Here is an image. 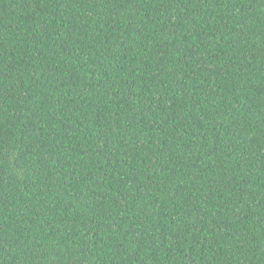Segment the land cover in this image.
Masks as SVG:
<instances>
[{"label":"trees","instance_id":"obj_1","mask_svg":"<svg viewBox=\"0 0 264 264\" xmlns=\"http://www.w3.org/2000/svg\"><path fill=\"white\" fill-rule=\"evenodd\" d=\"M0 264H264V0H0Z\"/></svg>","mask_w":264,"mask_h":264}]
</instances>
